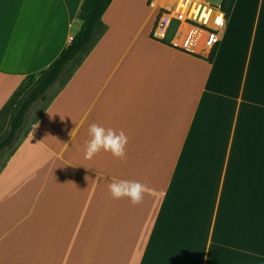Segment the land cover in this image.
Masks as SVG:
<instances>
[{"label":"crops","instance_id":"1","mask_svg":"<svg viewBox=\"0 0 264 264\" xmlns=\"http://www.w3.org/2000/svg\"><path fill=\"white\" fill-rule=\"evenodd\" d=\"M83 1L0 0V111ZM138 2H112L0 155V264H264V0H236L211 62L153 39L155 0L122 49ZM92 123L124 131L126 162L84 158ZM114 180L153 191L132 206Z\"/></svg>","mask_w":264,"mask_h":264},{"label":"trees","instance_id":"2","mask_svg":"<svg viewBox=\"0 0 264 264\" xmlns=\"http://www.w3.org/2000/svg\"><path fill=\"white\" fill-rule=\"evenodd\" d=\"M113 1L84 0L79 14L82 27L69 46L46 70L38 76L28 77L2 108L0 111V155L13 147L32 105L42 99L47 91L60 80L70 63L81 60L88 53L95 35L104 32L102 18ZM235 3L236 0H222L221 8L227 18ZM214 54L215 52L210 57V62Z\"/></svg>","mask_w":264,"mask_h":264},{"label":"built area","instance_id":"3","mask_svg":"<svg viewBox=\"0 0 264 264\" xmlns=\"http://www.w3.org/2000/svg\"><path fill=\"white\" fill-rule=\"evenodd\" d=\"M157 8L153 39L206 60L217 51L228 19L221 3L213 5L208 0H160ZM218 19L220 23H217Z\"/></svg>","mask_w":264,"mask_h":264},{"label":"clouds","instance_id":"4","mask_svg":"<svg viewBox=\"0 0 264 264\" xmlns=\"http://www.w3.org/2000/svg\"><path fill=\"white\" fill-rule=\"evenodd\" d=\"M72 133V132H71ZM70 133V135H71ZM90 139L85 146V159L92 160L101 151L110 153L114 159L126 162V146L129 142L123 130L117 132L112 128H104L97 123L89 125ZM111 197L115 200L127 198L132 206H138L143 202L144 196L153 190L139 181L114 180L108 185ZM162 195V194H161Z\"/></svg>","mask_w":264,"mask_h":264},{"label":"rangeland","instance_id":"5","mask_svg":"<svg viewBox=\"0 0 264 264\" xmlns=\"http://www.w3.org/2000/svg\"><path fill=\"white\" fill-rule=\"evenodd\" d=\"M139 1L136 5V8H134L133 17L132 21L130 22L129 20H126L124 26H125V33L123 36V44H122V49H124V45H127L129 42V38L134 34L135 31H137L140 26L144 23L145 19L147 18L148 15H150L153 11V8H149V2L150 0H136ZM222 0H208L209 3H212L213 5H218L221 3ZM157 9H155L154 14L151 17V23L149 24L147 31H153L156 19L158 16ZM96 41V38H95ZM93 47V46H92ZM131 58V57H130ZM129 58V60H130ZM113 62V60H112ZM64 76V75H63ZM62 76V77H63ZM7 130V129H6ZM6 131H4L5 133ZM1 166V163H0Z\"/></svg>","mask_w":264,"mask_h":264},{"label":"bare ground","instance_id":"6","mask_svg":"<svg viewBox=\"0 0 264 264\" xmlns=\"http://www.w3.org/2000/svg\"><path fill=\"white\" fill-rule=\"evenodd\" d=\"M159 1L160 0H155V5H158L159 4Z\"/></svg>","mask_w":264,"mask_h":264},{"label":"snow or ice","instance_id":"7","mask_svg":"<svg viewBox=\"0 0 264 264\" xmlns=\"http://www.w3.org/2000/svg\"><path fill=\"white\" fill-rule=\"evenodd\" d=\"M217 23H220V20L219 19L217 20Z\"/></svg>","mask_w":264,"mask_h":264}]
</instances>
